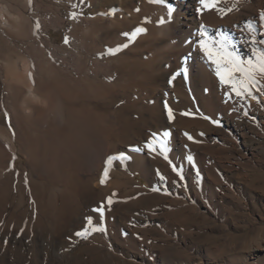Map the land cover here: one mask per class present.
<instances>
[{
	"label": "bare ground",
	"instance_id": "bare-ground-1",
	"mask_svg": "<svg viewBox=\"0 0 264 264\" xmlns=\"http://www.w3.org/2000/svg\"><path fill=\"white\" fill-rule=\"evenodd\" d=\"M168 2L175 3L177 10L171 23L160 25L167 10L153 0H0V110L9 115L12 125V131L0 126V173L14 174L18 156L32 179L43 180L49 169L51 186L57 188L61 202L56 215L49 213L54 208L51 198L42 202L47 214L35 222L26 219L22 208L13 210L10 224H0V264H174L170 245H165V253L151 249L147 261L133 252L142 247L145 231H158L148 223L151 214H144L142 208H172L160 219L170 229L176 205L165 192L179 194L196 170L219 164L212 155L227 152L225 147L239 152L242 144L251 157L258 154L249 134L251 123L264 121V96L226 100L225 89L194 41L203 24L209 33L217 29L228 33L245 52L240 29L253 21L258 31L252 35L262 38L258 17L264 12V0H222L221 8L233 9L223 16L216 11L198 15V0ZM209 13L212 21L207 23ZM137 27L146 31L129 42L122 33ZM50 30L62 32V40L54 42ZM124 43L129 46L115 55L108 53ZM184 67L189 69L188 80L179 75L170 86L169 78ZM165 103L174 112L171 123ZM192 106L211 120L176 114L179 107ZM248 110L251 117L245 115ZM212 120H218L219 126ZM165 130L170 133L172 165L158 151L145 148L153 132ZM119 153L130 159L109 162L107 179L101 184L106 160ZM187 155L193 157L192 165L184 159ZM127 162L149 189L138 188L132 178L131 189L122 196L125 184L116 185L112 177ZM173 165L185 170L183 180ZM45 184L41 193L51 196L50 184L49 188ZM103 201L104 222L122 241H114L111 248L88 245L89 235L75 236L86 226L91 209ZM94 219L99 223V213Z\"/></svg>",
	"mask_w": 264,
	"mask_h": 264
},
{
	"label": "rangeland",
	"instance_id": "rangeland-1",
	"mask_svg": "<svg viewBox=\"0 0 264 264\" xmlns=\"http://www.w3.org/2000/svg\"><path fill=\"white\" fill-rule=\"evenodd\" d=\"M209 14L206 16L207 23L212 21V14ZM62 34L60 31L50 30V34L48 35L54 42L58 43L62 40ZM255 95L257 97L264 96V93H255ZM181 109L179 107L176 111V114L179 116H183L182 113L184 112H190L192 113V115H188L190 118H203L202 113L195 106ZM250 111H247V117H251ZM259 122L257 120L254 124L251 123V129H253L249 134L255 139L253 148L256 154L258 153L255 157H251L243 149L242 144L239 146V152L232 151L231 147H225V149L229 148L227 152L224 149L225 151L221 152L220 155L219 153L212 155L220 165L218 163L214 165L208 164L207 169L209 171L196 170L194 174L195 178H189L187 180L188 183L186 182L184 186L179 188V194H175L170 190L167 191L168 193H164V195L172 197V200L175 202L174 206L176 205L173 208L172 223L174 224L170 229L160 224V219L169 210L171 211L172 208H168L166 205L158 206L154 209L145 205L146 208L145 206L142 208L144 214H151L152 218H149L148 223L154 227L156 226L155 228H158V231L155 233L145 231V235L147 236L144 241L142 240V247L133 251L137 256H140L143 261L151 260L149 255L151 249L159 253H165V247L170 245L172 247L171 253H173L174 264H264V121ZM0 126L12 131L9 115L6 112H2V110H0ZM15 162L17 168L14 174L0 173V205L3 208V211H1L3 214H0V224H10L12 220L11 213L16 207L22 208L21 210H23L22 212H24L23 214L26 219L35 222L44 213L42 210L43 203H47L50 198V201L54 203L55 211L54 208L52 211L49 209V213L51 215L58 214L61 202L58 200L59 197H56L57 188L51 186L49 169L48 171L46 170L43 180L32 179L30 173L27 172L28 170H23V158L18 156ZM166 162L170 165L174 163L171 158L166 160ZM181 170V174H185V170ZM104 176V174H101L100 179L104 178ZM168 176L166 175V177ZM112 178L116 185L125 184L123 187L127 189L122 190V196L131 189L129 180L132 178L138 188L149 189L148 184L142 176L138 172H132L131 162H127L124 167L117 168ZM33 182L36 186H33ZM209 182L213 186L212 190L206 188L211 185ZM37 184L39 185L37 186ZM44 184L48 188L50 186V191H48L53 193L51 196L49 193L42 194ZM36 191L40 192L36 193ZM219 198H223L222 202L218 200ZM126 200L124 199L122 203H125ZM105 201L100 204L105 205ZM56 207H58V210ZM93 209H91V213L88 216H91L93 222L98 224V221L94 219L97 212H94ZM183 210L186 212L180 213ZM150 211H154V213ZM6 219H8V223ZM103 227L106 229L105 232H93L88 236L86 239L88 245L96 247L103 245L111 248L114 241L122 243L119 236L114 233V228H111V225L108 227L104 222ZM126 233V231L122 232L123 235H127ZM128 246L126 245V247ZM116 254L119 255L120 252Z\"/></svg>",
	"mask_w": 264,
	"mask_h": 264
},
{
	"label": "snow or ice",
	"instance_id": "snow-or-ice-1",
	"mask_svg": "<svg viewBox=\"0 0 264 264\" xmlns=\"http://www.w3.org/2000/svg\"><path fill=\"white\" fill-rule=\"evenodd\" d=\"M83 2V0H81ZM165 7L167 10V18H161L158 24L163 25L166 22L171 23L173 21L174 13L177 8L175 3H169L168 0H153ZM222 0H198V7L196 8V13L198 15L203 14L206 11H216L221 16L231 12L233 9H224L220 7ZM259 32L258 35L262 38L257 39V36L252 35V33L257 32V24L253 21H247L244 28L240 29L242 37V44L246 45L245 52H241L237 47V44L231 36L217 29L214 33H209L203 24L199 27L198 39L194 41L199 51L201 52L204 60L212 67L215 76L220 84V86L225 89L224 96L227 99L232 97L237 98L238 101H244L247 99L257 100L258 97L255 93H264V84L261 83L264 80V12H261L258 17ZM38 27V26H37ZM238 27V26H234ZM146 29L142 27H137L131 33H122L129 42L133 41L138 34L144 33ZM65 43H68L65 39ZM128 43L117 46L116 49H108L110 55L117 54L122 48H127ZM188 57L184 58L185 63ZM182 75L185 81L189 78V69L187 67L182 68L179 72L173 73L168 80V84L171 86L173 81L177 76ZM207 92L208 90L205 89ZM165 113L169 123L174 120V112L168 103L164 105ZM182 115H192L190 112H184ZM247 115V113H245ZM206 120H211L210 117L204 116ZM212 123L219 126L220 122L218 120H212ZM188 140H193V137L188 133H184ZM200 135H203L201 133ZM170 133L168 131H163L162 133L153 132L151 137L145 142V148L148 152H159L163 155L165 160H169L168 156V138ZM130 159V156H126L125 153H119L115 156L108 157L105 162L104 175L108 174V164L111 161L119 160L124 161ZM189 165L193 164V157L187 155L184 158ZM173 171L176 172L177 176L183 180L181 172L178 170L177 166H172ZM161 179H165L161 177ZM101 184L105 183L104 178H101ZM154 191H159V189H153ZM112 204V199L108 198L107 205ZM105 205L101 204L98 208L93 209L94 212L99 213L100 221L99 223H94L91 216L86 217V226L75 233V236L80 238H87L93 232H105L106 229L103 227L104 223V213ZM23 231V229H21ZM7 243V241H5Z\"/></svg>",
	"mask_w": 264,
	"mask_h": 264
}]
</instances>
